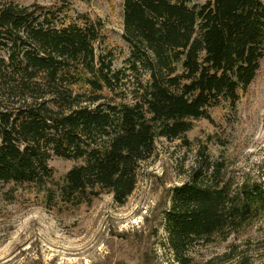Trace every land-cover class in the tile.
<instances>
[{"label":"trees","instance_id":"1","mask_svg":"<svg viewBox=\"0 0 264 264\" xmlns=\"http://www.w3.org/2000/svg\"><path fill=\"white\" fill-rule=\"evenodd\" d=\"M60 12L0 1V183L42 188L52 156L79 161L57 186L73 205L104 192L124 205L155 139L182 138L222 101L233 108L264 57L262 0H123L119 69L111 52L95 53L99 20ZM199 155L164 216L173 261L193 264L198 247L231 240L228 264H264V180L237 182Z\"/></svg>","mask_w":264,"mask_h":264},{"label":"rangeland","instance_id":"2","mask_svg":"<svg viewBox=\"0 0 264 264\" xmlns=\"http://www.w3.org/2000/svg\"><path fill=\"white\" fill-rule=\"evenodd\" d=\"M0 1L61 7L59 21L80 24L81 15L99 20L102 41L94 45L95 53L111 52L113 68L124 66L129 49L122 39L123 0ZM132 82L118 94L129 96ZM208 113L210 121H193L180 139H155L154 152L139 164L135 189L122 206L107 192L89 195L80 205L62 202L57 186L80 162L55 156L48 161L53 179L42 188L0 183V264H177L166 246L164 216L172 189L188 181L200 152L222 162L226 175L237 182L264 180V57L235 106L222 101ZM230 241L198 247L193 264L209 259L228 264L224 256Z\"/></svg>","mask_w":264,"mask_h":264}]
</instances>
